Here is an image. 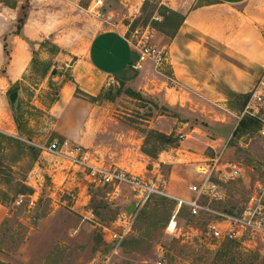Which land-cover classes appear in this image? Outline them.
<instances>
[{
	"label": "rangeland",
	"instance_id": "1",
	"mask_svg": "<svg viewBox=\"0 0 264 264\" xmlns=\"http://www.w3.org/2000/svg\"><path fill=\"white\" fill-rule=\"evenodd\" d=\"M4 1L10 4L9 0ZM69 1L74 4L75 13L59 7L52 24L55 23L60 32H78L83 18L89 15L95 21L94 34L117 24L128 30L147 26L154 30L151 23H161L160 14L168 16V9L185 13L210 2L100 0L101 4H98L96 0ZM145 1L147 4L143 7ZM172 27L165 24L158 28L171 32ZM42 41L34 56L35 62L30 64L26 74L5 92H0V134L5 137L0 138V264H86L97 255L108 256L111 264H264L262 235L245 234L241 242H219L207 233V224L212 217H191L186 208H181L176 215L177 229L167 233L166 226L176 211L172 200L153 198L139 206L126 186L95 188L76 170L61 167L52 174L48 164L38 161L39 152L31 143L47 145L54 139L64 141L52 132L55 114L49 115L46 109L53 104L62 85L70 80L69 67L60 61L53 62L59 50H55L49 40ZM41 63L50 65L46 75ZM14 92L16 97L11 103L9 96ZM131 93L120 87L115 95L105 91L98 97L100 106L112 107L128 115L118 114L121 118H117V124L113 120L106 122L110 134L105 145L121 151L122 124H126L142 134V151L152 155L155 161L148 162V171L131 170L122 161L115 163L102 159L101 162L107 167H122L146 178H151L158 170L167 178L170 165L161 161L167 163L170 158L165 154L159 158V155L172 148L160 145L142 126L144 124L138 119H143L147 112L142 114L135 108H145L149 102ZM238 101L239 110L243 111L240 119L253 117L256 122L248 120L246 128L235 135L225 132L229 141L222 161L240 169L239 178L224 185L225 200L211 204L225 213L243 210L255 184L264 181V106L251 108L254 116L250 117L244 115L247 103L244 104L242 98ZM40 105L45 110L40 109ZM15 114L20 116V130L13 121ZM238 121L234 118L231 124L235 126ZM173 138L179 146V138ZM61 184L78 194L77 204L58 192ZM34 193H37L36 201L29 205V196ZM20 196L22 202L17 204ZM87 210L93 213L92 220L84 218ZM124 215L132 219L130 235L119 244L104 242L107 231H117L115 222Z\"/></svg>",
	"mask_w": 264,
	"mask_h": 264
},
{
	"label": "crops",
	"instance_id": "2",
	"mask_svg": "<svg viewBox=\"0 0 264 264\" xmlns=\"http://www.w3.org/2000/svg\"><path fill=\"white\" fill-rule=\"evenodd\" d=\"M9 1L0 0V92L26 74L40 42L49 40L59 50L53 62L70 69V80L46 109L55 114V136L92 150L101 161H122L131 170L148 171V162L155 158L142 152L144 137L135 128L122 124L121 151L105 145L110 134L106 122L117 124L118 114H126L100 106L97 99L105 91L115 95L120 87L129 90L149 102L135 108L147 112L138 119L146 130L182 137L179 146L159 158H170L161 161L170 165L167 192L189 197L188 186L199 180L195 169L220 152L223 156L229 141L225 132L233 134L243 116L239 98L250 95L264 77V0H210L179 12L184 21L173 38L152 29V42L168 55L160 74L148 65L140 71L130 68L137 54L125 40L126 26L94 34L95 21L86 15L78 32H60L51 21L59 7L75 13L69 0ZM23 14L20 33L15 34ZM234 118L239 120L235 126Z\"/></svg>",
	"mask_w": 264,
	"mask_h": 264
},
{
	"label": "built area",
	"instance_id": "3",
	"mask_svg": "<svg viewBox=\"0 0 264 264\" xmlns=\"http://www.w3.org/2000/svg\"><path fill=\"white\" fill-rule=\"evenodd\" d=\"M96 1L101 4L100 0ZM125 40L137 54V60L130 65L131 69L140 71L148 65L156 73H161L168 55L164 47L152 42V29L147 26L128 30ZM113 84L114 81H111V85ZM256 106H264V77L250 94L244 115L254 116L250 110ZM178 138L181 140L182 137ZM31 145L39 152L38 161L48 164L52 174L64 167L81 173L85 182L95 188L126 186L138 200L139 206L153 198L172 200L176 204V211L166 226L167 233H173L177 229L176 215L181 208H186L191 217H212L213 220L207 224V233L219 242H241L245 234L264 236V181L255 184L253 194L249 196L248 205L241 211L225 213L211 206L212 203L225 200L224 185L235 181L240 176L237 165L223 163L222 152L195 169L199 180L188 186L189 197L181 198L174 197L166 191L167 179L159 171H156L151 178H146L116 166L107 167L89 149L66 140L54 139L47 145L32 143ZM58 192L65 194L71 203L77 204L79 201L78 194L66 189L62 184ZM36 194L29 196V205H33L36 201ZM21 199L22 196L19 197L17 204L22 202ZM84 218L92 220L94 215L87 210ZM115 225L118 230H108L107 237L103 239L104 242L119 244L132 231L130 216H119ZM86 264H111V262L108 256L97 255Z\"/></svg>",
	"mask_w": 264,
	"mask_h": 264
},
{
	"label": "trees",
	"instance_id": "4",
	"mask_svg": "<svg viewBox=\"0 0 264 264\" xmlns=\"http://www.w3.org/2000/svg\"><path fill=\"white\" fill-rule=\"evenodd\" d=\"M147 4V1L144 2L143 4V7H145V5ZM167 13H168V16L165 15V14H160V16L163 18V21L161 23H158L157 21H153L151 24H152V27L154 28V30L156 31H159L160 33H162L163 35H165L166 37L168 38H173V36L176 34L177 30L179 29V27L181 26V24L183 23L184 21V16L173 11V10H166ZM24 19H25V14L22 15V17H20L18 20H17V25H16V29H15V34H19L20 33V30H21V27H22V24L24 22ZM170 20L173 21V23H170ZM165 24H168V25H172V31L171 32H164L163 30L159 29L158 27H162L163 25ZM55 50L57 49L56 47H54ZM58 50V49H57ZM35 54V53H34ZM33 62H35L34 58L32 59V64ZM42 64V63H41ZM44 65V73L45 75L47 74V72L50 70V65L49 64H42ZM131 92V91H129ZM117 94V93H116ZM129 94V93H128ZM131 94H134L133 92ZM249 97L250 95H247V96H243L242 99L244 100V104L247 103V101L249 100ZM53 103L55 101H57L58 99V95H56L55 98H53ZM19 118L20 116L15 114V116H13V121L15 123V126L17 128V130H20V121H19ZM251 121L252 123L253 122H256L253 117L251 118H245L243 117L239 122H238V125L236 127V129L234 130L233 132V135L237 134L240 132V130L246 128L247 126V121ZM148 134L154 138L157 142L160 143V145H162L163 147H167V148H175L177 146V140L175 138H173V135H170V136H166V135H163V134H160L158 132H155V131H148ZM0 138H5L2 134H0ZM29 149L31 150H35L33 149L32 147ZM163 150V148H161ZM145 153V151H142ZM151 157H153L152 155L148 154V153H145ZM36 157V156H35ZM162 200V199H161Z\"/></svg>",
	"mask_w": 264,
	"mask_h": 264
},
{
	"label": "water",
	"instance_id": "5",
	"mask_svg": "<svg viewBox=\"0 0 264 264\" xmlns=\"http://www.w3.org/2000/svg\"><path fill=\"white\" fill-rule=\"evenodd\" d=\"M52 74H55L54 71H52ZM15 97H16V92H14V93H12V94L10 95L9 100H10L11 103L14 102ZM131 208H132V206H131ZM130 210H131V209H130Z\"/></svg>",
	"mask_w": 264,
	"mask_h": 264
}]
</instances>
